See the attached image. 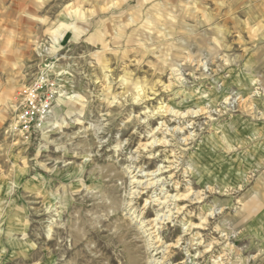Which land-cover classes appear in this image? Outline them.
<instances>
[{
	"label": "rangeland",
	"instance_id": "obj_1",
	"mask_svg": "<svg viewBox=\"0 0 264 264\" xmlns=\"http://www.w3.org/2000/svg\"><path fill=\"white\" fill-rule=\"evenodd\" d=\"M214 262L264 264V0H0V264Z\"/></svg>",
	"mask_w": 264,
	"mask_h": 264
},
{
	"label": "bare ground",
	"instance_id": "obj_2",
	"mask_svg": "<svg viewBox=\"0 0 264 264\" xmlns=\"http://www.w3.org/2000/svg\"><path fill=\"white\" fill-rule=\"evenodd\" d=\"M174 113V112H173ZM159 114V113H158ZM175 114V113H174ZM186 141V140H185ZM155 142L156 141H154L152 144H155ZM161 143H164V142H161ZM149 144V143H148ZM147 146H149V145H147ZM143 149H145V148H143ZM171 165H168L167 167H164L163 166V168H158L155 172H151V173H148V174H146L145 176H144V178H147L145 181H132V183L133 184H141V187L143 186V187H145V188H147V189H149V188H154V186H156V185H158V183L159 182H162L163 180L161 179V180H159V178H158V176L157 175H159V172H162V170L163 169H168V170H170L171 169ZM158 173V174H157ZM150 178V179H149ZM168 179L169 180H171V177L169 176L168 177ZM187 184V183H186ZM137 186V185H136ZM176 196V198L175 197H173L172 199H171V197H169V199H166L167 197H165L164 198V200L163 201H160V202H158V200H155L156 202H158L157 203V205L158 206H160V207H162L161 208V210H166L165 212H168V217H170V215H172L174 212H172L171 211V209H170V207H171V205L172 206H174V209H175V212L176 213H178L179 211V209L178 208H175V207H177V205H175V201L177 202V201H179V200H184V199H186L187 198V196H188V194H180V195H175ZM172 202V203H171ZM172 208V207H171ZM173 209V210H174ZM175 214V213H174ZM158 217V216H157ZM157 217H156V219H154V220H152L151 222H150V226H151V230H153L154 231V229L156 228V225H158V222H157ZM169 219V218H168ZM165 221V220H164ZM159 240V239H158ZM167 246V245H166ZM166 248V247H165ZM214 264H217L216 262H214Z\"/></svg>",
	"mask_w": 264,
	"mask_h": 264
}]
</instances>
